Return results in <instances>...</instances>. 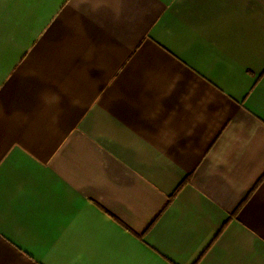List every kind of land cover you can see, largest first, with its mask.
Instances as JSON below:
<instances>
[{
  "label": "crops",
  "instance_id": "1",
  "mask_svg": "<svg viewBox=\"0 0 264 264\" xmlns=\"http://www.w3.org/2000/svg\"><path fill=\"white\" fill-rule=\"evenodd\" d=\"M0 264H264V0H0Z\"/></svg>",
  "mask_w": 264,
  "mask_h": 264
}]
</instances>
